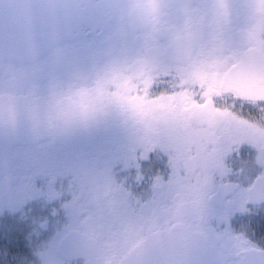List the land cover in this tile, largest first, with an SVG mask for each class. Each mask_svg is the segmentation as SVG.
Returning a JSON list of instances; mask_svg holds the SVG:
<instances>
[{
	"label": "clouds",
	"instance_id": "clouds-1",
	"mask_svg": "<svg viewBox=\"0 0 264 264\" xmlns=\"http://www.w3.org/2000/svg\"><path fill=\"white\" fill-rule=\"evenodd\" d=\"M97 13L122 38L103 67L82 77L77 57L61 42L67 26ZM70 72L43 105L55 126L117 104L134 110L139 98L208 91L230 107L223 85L240 75H264V0H0V121L21 108H41L32 84ZM98 200L110 222L86 220L89 264H180V240L193 211L161 205L146 217L119 213L108 190Z\"/></svg>",
	"mask_w": 264,
	"mask_h": 264
},
{
	"label": "flooded vegetation",
	"instance_id": "flooded-vegetation-1",
	"mask_svg": "<svg viewBox=\"0 0 264 264\" xmlns=\"http://www.w3.org/2000/svg\"><path fill=\"white\" fill-rule=\"evenodd\" d=\"M61 42L77 57L82 77H91L123 43L114 25L97 13H84L72 21ZM71 78L67 71L38 78L32 87L41 110L29 114L21 108L14 120L0 121V201L13 195V222L21 224L20 231L34 233L33 239L25 237L22 247L27 264H52L51 252L57 264H89L92 253L82 225L105 217L98 200L101 190L110 191L119 213L129 218L149 216L168 200L159 178L168 172L162 153L169 125L146 120L117 104L49 125L42 109L50 90ZM244 111L257 115L250 107ZM235 166H240L239 160ZM262 176L256 170L228 182L213 181L190 214L184 231L205 240L223 264H245L246 252H264V242L245 248V208L264 210V201L249 198L248 192ZM224 214L243 228L242 248L232 258L220 235L221 223L226 229L231 225L217 218ZM261 218L264 221V214Z\"/></svg>",
	"mask_w": 264,
	"mask_h": 264
},
{
	"label": "snow or ice",
	"instance_id": "snow-or-ice-1",
	"mask_svg": "<svg viewBox=\"0 0 264 264\" xmlns=\"http://www.w3.org/2000/svg\"><path fill=\"white\" fill-rule=\"evenodd\" d=\"M223 87L232 100L230 107L222 105L219 97L211 98V87L170 94L159 101L141 97L133 105L146 120L170 127L162 153L168 172L159 182L167 203L174 202L177 209L196 210L213 181L228 182L249 168L264 173V75L246 73ZM246 107L257 115H246ZM245 148L252 150L249 157L243 155ZM248 194L264 201V176ZM100 222L108 223L110 218L102 217Z\"/></svg>",
	"mask_w": 264,
	"mask_h": 264
},
{
	"label": "rangeland",
	"instance_id": "rangeland-1",
	"mask_svg": "<svg viewBox=\"0 0 264 264\" xmlns=\"http://www.w3.org/2000/svg\"><path fill=\"white\" fill-rule=\"evenodd\" d=\"M251 153L252 150L248 152V150L245 149V157H249ZM256 170L258 169H246L245 176L255 173ZM11 197H13V195H9L0 201V264H27V262L23 260L22 257V247L25 237L33 239L34 233L33 231L27 230L25 232L20 231L19 226H21V224L19 222L18 224L13 222L11 214H14L15 210L11 206ZM237 210L240 211V207H238ZM4 211L7 213V215L6 213H3ZM263 214L264 210L245 208V248L253 245H260L264 242L262 237L264 221L261 220V216ZM217 218L221 221H228L227 224H231L229 225V228L226 229L224 224L221 223L220 235L227 247V250H229V257H235L242 248L241 244L244 242V239L240 238L243 232V228L240 225L241 223L238 221L235 223L232 222V220L235 218L229 217L225 214L222 216L219 215ZM48 256L52 264H57L52 257V252L49 253ZM227 261L232 262L233 260Z\"/></svg>",
	"mask_w": 264,
	"mask_h": 264
},
{
	"label": "water",
	"instance_id": "water-1",
	"mask_svg": "<svg viewBox=\"0 0 264 264\" xmlns=\"http://www.w3.org/2000/svg\"><path fill=\"white\" fill-rule=\"evenodd\" d=\"M256 183L254 187L257 185ZM249 193V192H248ZM256 200L257 197L250 196ZM180 264H223L216 251L197 234L183 232L180 240ZM245 264H264V252L245 253Z\"/></svg>",
	"mask_w": 264,
	"mask_h": 264
}]
</instances>
